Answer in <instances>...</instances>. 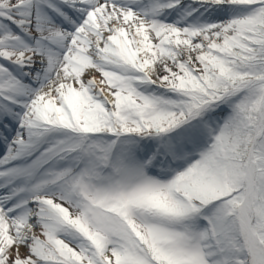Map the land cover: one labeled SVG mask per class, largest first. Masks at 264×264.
I'll use <instances>...</instances> for the list:
<instances>
[{"label": "snow or ice", "instance_id": "snow-or-ice-1", "mask_svg": "<svg viewBox=\"0 0 264 264\" xmlns=\"http://www.w3.org/2000/svg\"><path fill=\"white\" fill-rule=\"evenodd\" d=\"M0 264H264V0H0Z\"/></svg>", "mask_w": 264, "mask_h": 264}]
</instances>
